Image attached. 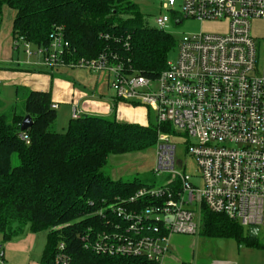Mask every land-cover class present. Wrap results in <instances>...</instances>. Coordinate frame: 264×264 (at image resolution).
<instances>
[{
  "label": "built area",
  "instance_id": "2783aa9c",
  "mask_svg": "<svg viewBox=\"0 0 264 264\" xmlns=\"http://www.w3.org/2000/svg\"><path fill=\"white\" fill-rule=\"evenodd\" d=\"M157 1L172 11L155 18L157 29L164 30L173 18L176 24L184 18L224 22L226 28L183 35L177 40L176 59H168L154 78L131 71L115 53L68 59L70 45L59 27L50 33L48 46L36 52L22 37L13 43L16 48L23 44L28 57L40 54L41 61L33 64L48 69L104 72L115 99L153 108L156 170L171 171L172 179L163 187H139L127 201L131 206L108 205L104 229L87 228L81 240L99 254L161 262L170 236L197 233L194 204L243 227L264 230V62L258 64L251 31L253 20H264V0H182L180 11L173 9L177 0ZM79 116L73 110L71 117ZM171 130H182L193 139L189 152L199 167L201 188L174 168ZM52 264H71L63 243Z\"/></svg>",
  "mask_w": 264,
  "mask_h": 264
},
{
  "label": "trees",
  "instance_id": "16d2710c",
  "mask_svg": "<svg viewBox=\"0 0 264 264\" xmlns=\"http://www.w3.org/2000/svg\"><path fill=\"white\" fill-rule=\"evenodd\" d=\"M4 5L15 10L13 41L22 37L38 48L47 47L50 33L59 27L70 45L68 59L115 53L131 71L147 77H156L166 67L168 53L177 44L171 34L142 24L138 0H0V21ZM51 104L49 91L33 89L26 95L24 111L17 112L14 105L0 113L3 238L22 232L26 224L35 232L48 229L43 264H52L59 243L71 264H160L142 257L99 254L81 240L87 228L104 229L108 205H127L143 186L137 180L109 178L103 172L108 157L154 145L156 125L83 114L71 117L64 131H55L50 129L56 118ZM27 114L32 125L21 131ZM162 129L169 131L165 125ZM201 210L205 233L255 243L243 236L237 221L204 205Z\"/></svg>",
  "mask_w": 264,
  "mask_h": 264
},
{
  "label": "rangeland",
  "instance_id": "374dc122",
  "mask_svg": "<svg viewBox=\"0 0 264 264\" xmlns=\"http://www.w3.org/2000/svg\"><path fill=\"white\" fill-rule=\"evenodd\" d=\"M182 0H177L173 8L180 11ZM140 14L142 15V24L155 27V18L160 15H169L172 11L161 7L157 0H138ZM8 9V8H7ZM13 18V10L3 14L2 26H10ZM223 22L200 21L197 19L184 18L182 23L176 24L174 18L167 23L164 31L171 34L177 41L183 35H193L200 32L220 33L224 31ZM251 31L256 47L257 61L259 65L264 62V23L263 21L251 22ZM14 46V43H13ZM32 52L37 51L35 45L30 46ZM16 56L21 60L31 59L35 62L41 61L40 54H32L28 57L25 53V47L20 44L18 48L14 46ZM177 55L176 46L168 53V59L174 61ZM29 61V60H28ZM39 69H47L43 65H37ZM22 67H35L34 65L24 64ZM54 70V69H48ZM18 79L16 83H3L0 85V113L10 110L11 106H16L17 112L24 111V101L30 91V84ZM27 81V79H26ZM108 93L114 96V92L109 85ZM114 104L107 115H99L110 119H116L125 122L124 118H119L114 113ZM135 106V105H134ZM140 112V119L129 120L139 124H156V114L153 108L145 105H136ZM57 111V117L51 124L50 129L55 131H64L66 129L71 113L67 111L66 104H62ZM170 138L176 147L175 151V169L183 170L190 176V181L194 186L202 187L200 179V170L195 158L189 152L190 142L193 139L188 137L184 131H170ZM13 164H16V157L13 156ZM103 172L112 180L133 181L137 180L143 186L163 187L172 179L173 173L169 170H156V145H152L143 151H135L122 155H110ZM195 220L198 225V231L195 234H173L170 236L171 246L169 248L172 255V261L161 260V264H208L214 260H228L231 264H264V230L261 229L254 238L255 243L250 244L246 240L238 239L235 236L209 235L204 232V213L201 206L194 204ZM243 236L247 235V227H243ZM48 229L35 232L30 224H26L22 232L12 236L10 239H4L0 233V264H43L41 257L46 247ZM174 259V260H173Z\"/></svg>",
  "mask_w": 264,
  "mask_h": 264
},
{
  "label": "crops",
  "instance_id": "0c3cea01",
  "mask_svg": "<svg viewBox=\"0 0 264 264\" xmlns=\"http://www.w3.org/2000/svg\"><path fill=\"white\" fill-rule=\"evenodd\" d=\"M7 8L12 9L8 5H4L0 21V85L8 82L14 84L18 79H21L23 83L30 84L29 86L31 89L29 90L49 91L52 104L55 103L58 105L55 110L59 109L64 103L66 104L67 111H69L71 115L73 110L80 116L83 114L107 115L112 109V104L115 103L114 113L117 114L119 118L127 120L125 122L141 118L140 112H138L136 106L138 104L117 100L114 96L112 97L109 95V78L104 72L91 73L85 69L70 67L56 68L54 70H48V68L39 69L37 68L39 66L33 64V61H30L31 59L21 60L17 57L11 32L15 10L12 9L13 18L10 26H2L3 14L4 12H8ZM261 21L264 23V20ZM223 24L225 29L226 24L224 22ZM28 60L35 67H22L24 64L31 65L28 63ZM170 247L174 250L169 239V248ZM166 259L172 261L170 249L163 258V260ZM208 264L231 263L228 260H214Z\"/></svg>",
  "mask_w": 264,
  "mask_h": 264
},
{
  "label": "water",
  "instance_id": "95a60500",
  "mask_svg": "<svg viewBox=\"0 0 264 264\" xmlns=\"http://www.w3.org/2000/svg\"><path fill=\"white\" fill-rule=\"evenodd\" d=\"M32 125V118L29 114L25 115L21 125L20 129L21 131L27 130ZM259 232V228L257 226H250L247 228V236L250 238H255Z\"/></svg>",
  "mask_w": 264,
  "mask_h": 264
}]
</instances>
